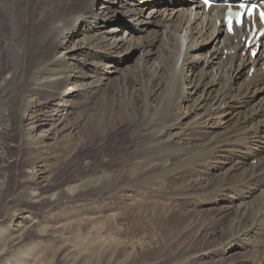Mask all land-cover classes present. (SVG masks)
<instances>
[{
	"label": "bare ground",
	"instance_id": "6f19581e",
	"mask_svg": "<svg viewBox=\"0 0 264 264\" xmlns=\"http://www.w3.org/2000/svg\"><path fill=\"white\" fill-rule=\"evenodd\" d=\"M182 1L0 0V162L38 155L29 182L0 179V264L71 261L10 204L92 197L113 216L153 196L168 211L157 264H264V51L241 54L247 35L225 33L224 8ZM130 50L136 65L120 69ZM113 72L122 85L105 90ZM122 132L128 165L105 158L83 178L87 163L70 192L50 194L54 157Z\"/></svg>",
	"mask_w": 264,
	"mask_h": 264
},
{
	"label": "rangeland",
	"instance_id": "374dc122",
	"mask_svg": "<svg viewBox=\"0 0 264 264\" xmlns=\"http://www.w3.org/2000/svg\"><path fill=\"white\" fill-rule=\"evenodd\" d=\"M166 1L167 0H165V3ZM172 1H174L176 6L183 3L182 0ZM155 3L161 5L158 2ZM125 26L131 31L133 25L126 20ZM208 47L209 44L207 45V48ZM211 47L212 45H210V49ZM128 52L127 56L123 58L124 63L119 65L120 69L125 65H129V68H133L138 61L139 54L136 50H130ZM122 56L120 58H122ZM114 73L115 72L107 76V78L109 77L111 79L106 82L105 90L112 87L117 88L119 85H122V73ZM171 99V96H166L164 101L167 106L171 104ZM71 117L73 118L75 115ZM261 132L264 133L263 127L261 128ZM129 141L130 139L127 133L122 132L110 137L103 145H94L95 142L93 144L89 141L84 147H72L69 152L67 150L64 154L65 156L61 154L54 157L51 162H54L51 169L52 184H50V182L47 185L48 189L51 190L50 194H59L62 190L70 192L71 188L78 183V177L76 178V176L87 163H90L91 171L87 172L89 174L88 176L83 175V178H89V176L93 175L92 170L96 167H100L105 158L109 161L118 160L114 165L117 167L118 164L128 165L125 161L126 159L129 160V157H131L127 156ZM20 155L22 156L21 158L13 157L7 167L0 162V179H3L5 175H7L5 173L9 170L10 173L8 175L10 176V182H21L25 184L30 181L32 171L37 163L38 155H29L25 150H22ZM251 164H256V160L252 161ZM117 167L112 168V170ZM13 188L14 186H12L11 189ZM64 196L66 195L64 194ZM151 196H153L152 193L148 197L150 198ZM134 198L131 200L132 202L130 201L128 203L129 205L127 204L123 209H115L113 211V216L111 213L109 215H98L97 203L95 206L96 200L92 197L89 199H74V202L70 199V201L64 199L61 204L55 199V202L51 203L33 204L21 201L10 205H15L14 208L19 211V213H25L27 210L25 214L33 215L38 224H42L50 231L56 232L52 243L53 247L56 248L54 250L52 249V251L55 252L58 248L66 251L69 255V259L71 258L69 264H73V262H75L74 260H78L79 264H157L158 260L156 261V257L154 258V251L157 246H160L159 244L157 245V243H160V239L163 236H167L168 232L162 225H159L158 220H160V218L157 219L156 215L159 214L158 216H163L162 214L168 211L157 203L155 196L146 200V202L144 201L142 204H138L137 197ZM10 205H6V207H11ZM66 214L68 215L67 217ZM111 216L113 218H111ZM10 219H7L3 225L2 232L8 233L12 229V227L9 226ZM57 221L58 224L54 226L53 224L51 225V223ZM35 227L36 225L33 229H36ZM160 232L163 236H158ZM36 239V234L30 232L24 237L23 241L24 243H31ZM42 247H44V245H42ZM176 249L175 247L172 253L175 254ZM172 253L164 255L162 258L163 262L166 263L165 260L170 257ZM238 257L239 256H235L234 259L237 258L239 260ZM237 259L233 262L238 261ZM57 264H65L62 263L61 255H59Z\"/></svg>",
	"mask_w": 264,
	"mask_h": 264
}]
</instances>
